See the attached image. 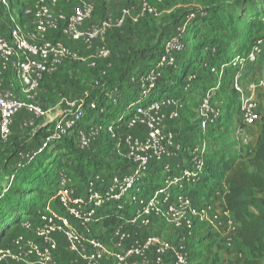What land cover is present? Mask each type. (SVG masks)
Returning a JSON list of instances; mask_svg holds the SVG:
<instances>
[{"label":"built area","instance_id":"2783aa9c","mask_svg":"<svg viewBox=\"0 0 264 264\" xmlns=\"http://www.w3.org/2000/svg\"><path fill=\"white\" fill-rule=\"evenodd\" d=\"M168 1L137 0L123 7L116 16L110 15L95 22V5L90 0H36L32 6L24 8V15L31 19L29 29L10 16V32L0 31V141H8L14 117L21 110L33 118L44 114L35 96L47 76L53 75L68 61L92 67L96 60L107 58L110 49L106 39L111 29L120 28L127 22L138 23L148 15L157 16L159 12L154 3ZM60 4L70 5L71 9L65 12L58 7ZM0 7L9 11L8 0H0ZM193 17L194 14L190 13L182 24H178L177 33L163 40L151 66L136 75L134 81L138 94L135 101L113 123L105 125L112 137L118 129L124 127L126 130L121 138L113 141L114 146L124 151L128 163L126 172L114 174L108 190L102 195L92 187L93 182L81 193L73 188L69 177L59 174L53 197L61 211L52 208L47 201L42 209L37 210L34 219L23 218L21 227L24 233L16 235L10 245L0 248V264H58L57 236L64 239L68 250L75 256V262L80 264H190L188 244L198 230L203 236L212 234L217 238L221 250L232 249L238 224L232 213L224 208L225 182L214 188L209 197L204 196L202 203L194 201L189 188L204 177L207 164L204 134L225 116L226 111L214 107V87L208 88L196 109L197 128L202 132L199 142H180L171 123L179 119L184 109L182 97L190 90L196 76L194 72L187 73L180 88L181 95L175 97L167 94L169 83L161 84L164 72L178 67L179 55L185 49L182 35ZM61 38L79 42L86 48L95 47V50L86 56ZM259 51L260 41L247 53L239 55L237 62L253 61ZM202 66L212 73H221V67H224L222 64L216 69L209 61H203ZM10 73L18 78L22 97L13 92L8 82ZM233 86L240 93L239 126L235 132L246 148L251 144L243 128L260 121L261 112L253 95L241 94L238 76L234 78ZM156 89L166 93L154 97L152 93ZM103 92L106 99L118 105L117 87H108ZM87 95L86 92L75 104L62 100L65 106L73 105L74 110L70 114L64 112L48 126L44 147L57 137H69L72 132L76 133V143L81 150L89 149L96 141L101 125L87 124L86 132L77 128L87 110L104 113V108L93 99L87 100ZM24 123L31 125L32 119ZM27 153L20 152L19 159L30 157L31 154ZM17 165L20 166L21 162ZM153 169L161 173V181L152 191L145 193L142 184ZM97 178L103 181L99 175ZM106 199L119 202L116 209L127 212L126 219L113 230L111 246L89 234L91 224L101 219L99 208ZM160 220L177 232L174 240L157 232L140 235L142 230ZM72 221L85 233L75 228Z\"/></svg>","mask_w":264,"mask_h":264},{"label":"rangeland","instance_id":"374dc122","mask_svg":"<svg viewBox=\"0 0 264 264\" xmlns=\"http://www.w3.org/2000/svg\"><path fill=\"white\" fill-rule=\"evenodd\" d=\"M35 1L36 0H8L9 11L7 8L0 7V16L2 20H5L6 24V34L10 32V27L12 25L9 21L10 16H14L17 22L22 24L26 29L30 28L31 19L30 17L24 15V8L32 6ZM96 1L101 3L103 8L96 11L94 18L95 22L110 15L116 16L123 7L137 0ZM238 2L239 3L236 5L230 7V9L218 13V18H220L221 15L226 18L222 24H227L228 18L233 19L232 24L241 28L243 30L242 32L248 31L250 34V40L252 38H256L251 46L255 45L259 41L261 45L264 32L257 34L251 25L247 26L245 23L251 22L256 19L258 15L263 13L264 0H238ZM200 3L201 2H197L196 0H170L165 3H154L159 14L157 16H153L152 21H154L157 25L162 18L168 19L171 15L179 13L180 11L193 10L194 8L199 9L201 6ZM58 7L65 12H68L71 9L70 5L67 4H60ZM237 18H241V21H236ZM181 21L183 20H179L178 24H182L183 22ZM178 24L170 25L165 28L163 27L164 35L158 40L157 44L151 47L153 51L151 55L150 53L149 55H144L142 62L135 64L134 68L129 71L127 78L114 85L118 88L120 96L118 102L119 105L113 103V100L106 99L101 103L104 108V113L99 114L97 111L87 110V118H82L78 121L77 128L79 129L80 127L82 132H86V129H88L86 127L88 126L87 124L95 123L101 125V128L98 130L96 135V141L93 144L94 149L99 148L105 141L110 142L112 140H116V138H121L126 132L124 127L120 128L115 131V135L112 137L109 133H107L105 125L113 123V120H116L119 117V114L128 109L126 107L128 100H131L134 95L137 96L138 94L137 83L134 81L136 75L151 66L156 53L161 48L163 40L168 36L177 33V27H179ZM136 27L138 26H134V28ZM135 30H137L136 34H141V32L138 31L139 28ZM114 33L115 30H113L109 36L113 37V40H115L116 37L114 36ZM153 33L154 31H151L148 35L149 37L136 36L135 41L139 42V40H141L140 44H147V46H150L151 40H153L152 36L155 35ZM182 36L185 42V49L179 55V66L175 69L176 71L174 73L173 71H169L167 69L162 76L161 84L164 82L173 84L174 87H171L172 90L170 89L167 94L175 97L177 95H181L180 88L182 85H178L179 83H182L180 82V73L183 69L189 68L187 69V73L194 72L196 78L190 90L183 95L182 99L184 100V109L181 112L179 119L171 123V128L177 132L180 142H199L202 132L197 128V105L203 93L208 88L214 87L213 105L214 107L222 110L227 109L226 114H228V117H224L220 124L209 127L205 132L204 135L207 147L206 156L209 161H225L229 157L238 154V151L242 152V150H244L243 148H245V146L241 143V139L235 132L236 128L239 126L237 108L240 93L234 89L233 80L236 76H238V86L241 90V94L245 96L253 95L258 103L261 116H263L264 62H258L257 56L252 62H248L249 60H247L239 63L237 60L240 54H238L233 56L229 63L223 64L224 67H221V56H218L215 60L209 59L210 55L206 50L195 54L197 49L196 45L198 46L200 41L203 39L201 34L189 33L186 29ZM61 39L67 45L80 50L86 56H89L95 50V47L86 48L79 42H72L64 38ZM113 40L108 43L114 44ZM196 40H198L199 43H195ZM235 44H237V41H235ZM231 53H235V50H231ZM100 60L101 59H99L98 62H100ZM202 60H208L216 69L221 67L223 71L221 73H212L207 68L200 67L201 65L199 62ZM190 63L193 64V68L188 67L190 66ZM95 74L96 69H92L91 66L89 67L85 63L72 61L64 63L61 67H59L55 74L44 80L41 88L35 96V101L40 105L44 114L40 118H33L28 112L21 110L14 117L12 133L8 141H0V232H4V236L0 241V248L8 245L11 240V237L8 234L10 230V223L2 225L1 222L3 221L2 218L4 214H10L12 211H15V209H12V204L9 203L12 198H17V204H19L20 208L24 209L23 213H26L24 205L38 206L42 202L45 204L47 201H50L52 208L57 211H61L58 203L53 197L55 182L58 181V179H55L56 173L59 172L58 175L60 174L61 176L69 177L71 179L70 183L72 185L74 183L73 188L81 193H84L88 186H90L91 182H93L94 186L92 187L96 188L98 193L102 195L108 190L114 174L122 175L126 172L128 163L124 151L121 148L114 146V142H111L105 153L95 154L97 155L98 160L93 159V162L87 169L83 167L85 168L84 173H81L79 171V166L71 160L75 156V153H77L76 151L79 150L76 143V133L72 132L70 134L69 137L72 138V145L70 144L66 151L56 149L57 146L55 145H51V148H49V146H43V139L48 134L50 129H48V126L64 114V112L70 114L74 110L73 105L65 106L62 103V100L67 99L69 102L75 104L77 100L83 99L85 93L88 92L89 89H93ZM8 80L9 84L12 85L13 92H15L19 97H22V94H20L21 86L16 75L14 73H10ZM251 85H254V89H251ZM173 88L175 89L173 90ZM165 93L166 92H160L159 89H156L153 91L152 96L158 97L160 95H164ZM31 119V125L26 126L24 122ZM259 125L260 124H255L243 128L245 135L249 138L250 144H253L257 136ZM92 132L95 133V130L92 129ZM32 134H34V137L39 135V138H34ZM17 135H21L19 136L18 141L28 140L33 147H36V150L34 152H31L30 150L27 151L31 154L30 157L18 160L19 155H17V160L10 161V158L7 159V150L11 147V145H9L10 141ZM87 153L92 154L93 151H88ZM35 157L38 159L34 163L25 166L22 170L17 172L16 176L11 173L18 166L17 164L19 162H21L22 165H26ZM95 162H100L101 165L96 167ZM42 172H46L44 176L41 175ZM82 174L84 175V179L81 181L80 179L83 176ZM98 175L103 178V181L100 182L97 178ZM45 176L47 179H45L46 183L43 184L41 180H43ZM37 179L39 180L37 181ZM160 181L161 173L155 169L151 170L149 176L146 178V181L142 184L144 192L146 193L152 191L160 183ZM189 188L195 189V186H190ZM203 197V194L196 193L192 195L194 201L198 203L203 202ZM119 205V202H110L106 199L102 207L99 208V216H101V219L92 223L89 227V234L103 239L109 244V246H111L110 241L114 228L126 219L127 212L126 210H123L121 212L115 211V213H111L115 216L119 215V217L122 218L119 223H116V225H104L103 217L107 216L108 212L114 211V208L117 206L119 207ZM14 216L18 218L21 215L15 214ZM21 218H23V216H21ZM71 224L75 228L79 229L81 233H85L82 232V229L76 222L72 221ZM147 232H157L165 238L173 240L178 235L169 224L161 220L154 222L149 229L142 230L140 235L143 236ZM56 240L58 242V251L56 253L58 264H80L78 261L75 262V256L68 250L64 239L61 236H57ZM220 248L221 245L217 238H203V232L198 230L194 237L189 241V249L194 254L193 258H195L191 264H214L215 259L217 260L216 264H245L247 253L237 241L234 242L231 250L223 251ZM259 262L260 264H264V257L260 258Z\"/></svg>","mask_w":264,"mask_h":264},{"label":"trees","instance_id":"16d2710c","mask_svg":"<svg viewBox=\"0 0 264 264\" xmlns=\"http://www.w3.org/2000/svg\"><path fill=\"white\" fill-rule=\"evenodd\" d=\"M196 1L201 2V6L199 9L194 8L193 10L180 11L179 13L171 15L168 19L162 18L157 25L154 21H152L153 16L148 15V17L145 16L138 23L127 22L120 28L111 29L107 34L106 40L107 43L113 40V37L109 36L113 32V30H115L114 36L116 37L115 40H113L114 44L108 43L110 55L105 59H101V63L98 62L99 60H97L95 62V65L91 67L92 69H96V74L94 77L95 79L93 80V89H89L87 92V100L93 99L96 101V103L98 102L97 104L99 107H102L101 103L106 100L103 95V91L108 87H113L117 83H120L125 78H127V76L129 75V71L134 68L135 64H139V62H142L144 55H149V53L151 55V53L153 52L151 47L157 44L158 40L161 39L164 35L163 27L165 28L170 25L178 24L179 20H183L190 13H193L194 17L188 23L187 32L201 34L203 38L200 41V44H198V46L196 45L197 49L195 54L206 50L210 55L209 59L215 60L218 56H221V65L229 63L231 58H233V56L235 55H242L247 53L251 47V44L255 41L256 38H252L250 40V34L248 33V31L242 32L243 30L241 28H239L237 25L232 24L233 19L231 18H228L227 24H222V22H224L226 18L223 15L218 18L217 15L218 13L230 9V7L239 3L238 0ZM101 8H103V5H101ZM95 13L93 18H95ZM236 21H241V18H237ZM245 24L247 26L251 25L257 34L264 32V11L261 15H258L256 19L252 20L251 22H246ZM134 26L138 27L134 28ZM137 28H139L138 31L141 32V34H136L137 30L135 29ZM151 31H154L153 34L155 35L152 36L153 40H151L150 46H147V44H140L141 40H139V42L135 41L136 36L149 37L148 35ZM235 41H237V44H235ZM195 43H199L198 40H196ZM261 43L262 44L260 45V51L257 58L258 62H264V37ZM231 50H235V53H231ZM159 51L160 50H158L156 55L159 53ZM203 61L208 60H202L201 62H199L201 65L200 67H203ZM177 63L179 66V58ZM188 67L193 68V64L190 63V66ZM177 68L171 67L168 70L173 71L174 73L176 71L175 69ZM187 69H183L180 73V82L182 83H179L178 86L183 84ZM51 76H47L45 79L50 78ZM96 81L97 84L95 83ZM169 84L170 89L171 87H174L173 84ZM174 89L175 88H173V90ZM136 97L137 96L134 95L131 100H128L126 107L134 102ZM226 113L224 117H228V114ZM224 117L219 119L215 126L220 124L222 122L221 120ZM84 118H87V112L84 114L83 119ZM257 124H260L259 130L251 146L243 148L244 150H242V152L238 151V154L229 157L225 161L221 160V162H214L207 159L203 179L196 184L195 189L190 188V193L192 195L197 193L203 194L205 197H209L212 194L214 188L218 187L222 181L225 182L227 191L224 195V208L232 213L235 221L238 224V232L235 241L240 243L241 247L247 253L245 264H260V258L264 257V115L261 116L260 121H258L256 125ZM19 136L21 135H17L9 143L11 147L7 150V159L10 158V161L17 160V155L20 152H27L28 150L34 152L36 150V147H33L28 140L18 141ZM32 136L34 137V134H32ZM34 138H39V135L35 136ZM111 142L113 143V140L110 142L105 141L99 148L96 149L93 148L94 143L87 150L79 149L78 151H76L77 153L73 152L75 153V156L71 160L79 166V171L81 173H84V169L89 168V166L93 162V159L98 160L97 155L95 154L105 153ZM70 144L72 145V138L62 135L51 142L49 144V148H51V145H55L57 146L56 149L60 151H66ZM88 151H93V153H87ZM37 159L38 158L35 157L26 165L21 164L20 166H17L11 173L16 176L17 172L22 170L25 166L34 163ZM100 165V162H95L96 167H99ZM60 167L62 168L61 165ZM156 171H158V169H156ZM45 173L46 172H42L41 175L44 176ZM58 173H56L55 179H57ZM45 179H47L46 176L43 180H41L43 184L46 183ZM83 179L84 175L80 180L82 181ZM38 180L39 179H37V181ZM56 187L57 182H55L53 194L55 193ZM17 201V198L11 199V202L9 203L12 204V209H15V211H12V213L10 214H4L2 218L3 221L1 222L2 225H5V223H10V230L8 234L10 235L11 240L16 235L24 233L21 227V221L23 220V218L34 219L37 210L44 205V202H42L38 206L24 205V207L26 208V213H23L24 209L19 207ZM114 209V211L108 212L107 216L103 217L104 225H116V223H119L120 219H122L119 217V215L115 216L114 214H111L115 213V211H119L116 208ZM15 214L21 215L23 216V218H21V216L17 218L16 216H14ZM3 236L4 232H0V241ZM203 238L208 239L213 238V236L212 234H209L207 236H203ZM10 243H8V245H10ZM187 250L189 261L191 264V262L195 258H193L194 254L189 249V244ZM216 262L217 260L215 259L214 264H216Z\"/></svg>","mask_w":264,"mask_h":264},{"label":"crops","instance_id":"0c3cea01","mask_svg":"<svg viewBox=\"0 0 264 264\" xmlns=\"http://www.w3.org/2000/svg\"><path fill=\"white\" fill-rule=\"evenodd\" d=\"M92 2L95 5L96 11L101 9V3H98L96 0H92ZM107 5V4H106ZM109 6V5H107ZM105 7V6H104ZM0 31L3 33H6V24H5V20H2L1 16H0ZM7 23V22H6Z\"/></svg>","mask_w":264,"mask_h":264}]
</instances>
